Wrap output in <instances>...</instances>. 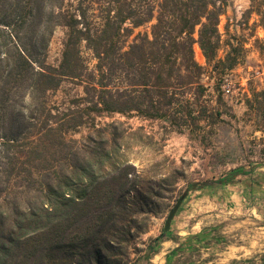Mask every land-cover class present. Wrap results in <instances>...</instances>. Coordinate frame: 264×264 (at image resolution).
<instances>
[{
    "label": "trees",
    "instance_id": "trees-1",
    "mask_svg": "<svg viewBox=\"0 0 264 264\" xmlns=\"http://www.w3.org/2000/svg\"><path fill=\"white\" fill-rule=\"evenodd\" d=\"M249 2L244 15L254 13L264 30V0ZM225 4L0 0V264H131L128 244L157 207L154 186H163L165 173L160 179L137 173L124 157L126 139L136 131L118 133L121 122L96 127L95 116L134 113L192 133L213 124L219 110L201 95L209 87L219 92L244 56L241 42L219 32ZM150 22L149 32L133 35ZM59 26L65 38L52 65L48 45ZM262 41L256 38L260 53ZM195 44L204 65L195 59ZM82 45L92 53V68ZM64 80L81 85L83 94L73 102L83 107L50 101ZM251 102L246 98L248 110ZM89 122L81 145L66 137ZM83 148L86 156L79 159ZM251 170L232 169L191 182L187 190L235 183ZM167 231L149 241L147 258Z\"/></svg>",
    "mask_w": 264,
    "mask_h": 264
},
{
    "label": "rangeland",
    "instance_id": "rangeland-1",
    "mask_svg": "<svg viewBox=\"0 0 264 264\" xmlns=\"http://www.w3.org/2000/svg\"><path fill=\"white\" fill-rule=\"evenodd\" d=\"M249 4V0H226L220 15L222 39L241 42L244 56L227 72L219 92L209 87L201 95L202 100L219 110L213 124L192 133L187 129L172 130L158 119L134 113L102 112L95 116L96 127L121 122L118 133L123 128L136 131L126 139L124 157L137 173L145 171L155 179L165 173L163 186H154L160 193L153 198L157 207L140 221L143 232L128 244L131 264H264V53L259 52L256 42L257 37H264V30L255 24L254 13L244 15ZM150 25L151 22L136 28L133 35L149 32ZM64 38L65 28L57 27L48 45V63H59ZM81 49L86 64L92 68L95 60L91 51L83 45ZM194 56L199 64H205L197 44ZM202 80L211 83L206 77ZM82 94L77 80H64L50 94V101L61 103L64 109H76V105L84 104H76L73 99ZM246 98L252 100V110L247 109ZM91 123L69 131L66 137L81 145L92 130ZM85 153L86 149H80L79 159ZM232 169L252 170L239 174L235 183L187 190L191 182L215 180ZM185 190L187 194L165 238L156 253L147 258L149 241L162 232L169 210ZM178 245L181 247L171 253Z\"/></svg>",
    "mask_w": 264,
    "mask_h": 264
},
{
    "label": "water",
    "instance_id": "water-1",
    "mask_svg": "<svg viewBox=\"0 0 264 264\" xmlns=\"http://www.w3.org/2000/svg\"><path fill=\"white\" fill-rule=\"evenodd\" d=\"M187 194V191L185 190L181 195L180 197L175 201V203L173 204V206L171 207V209L169 210L167 216H166V219L164 221V227L163 229L164 230H168L169 227H170V222L174 216V214L176 213V211L178 210L182 200L184 199V197L186 196Z\"/></svg>",
    "mask_w": 264,
    "mask_h": 264
},
{
    "label": "bare ground",
    "instance_id": "bare-ground-1",
    "mask_svg": "<svg viewBox=\"0 0 264 264\" xmlns=\"http://www.w3.org/2000/svg\"><path fill=\"white\" fill-rule=\"evenodd\" d=\"M163 258V257H162ZM157 259V258H156Z\"/></svg>",
    "mask_w": 264,
    "mask_h": 264
}]
</instances>
